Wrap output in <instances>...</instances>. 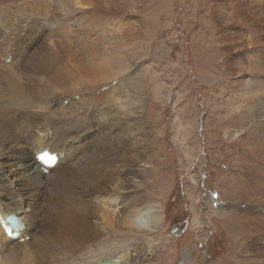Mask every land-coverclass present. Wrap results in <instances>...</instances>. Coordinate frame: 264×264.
<instances>
[{
    "label": "bare ground",
    "instance_id": "obj_1",
    "mask_svg": "<svg viewBox=\"0 0 264 264\" xmlns=\"http://www.w3.org/2000/svg\"><path fill=\"white\" fill-rule=\"evenodd\" d=\"M99 1L105 10L93 13L86 8L89 14L78 18L83 0H0V6L7 9L0 13V214L3 218L14 215L25 226L20 239L14 240L0 225V264H100L128 250L131 256L120 264H143L146 253L137 254V246L146 237L124 231L137 228L151 234L161 223L155 205L145 203L142 194H125L143 187L136 179L138 173L130 175L128 182L122 175L125 166H115L130 156H140L130 154L128 142L139 139L127 131L123 117L125 112L141 116L144 85L138 58L130 57L122 43L108 35L106 0ZM216 6L224 22L233 14V24L264 25V0H216ZM95 16L102 32L92 38L91 25L95 24L90 17ZM79 21L84 31L77 29ZM114 78L121 82L102 104L86 106L72 99L66 106L65 94L58 92ZM248 84L244 83L240 95L245 97H239L237 105L251 111L255 149L264 159V100L252 99L246 92ZM45 148L60 156L49 173L36 160ZM256 163L249 176L255 188L249 182L247 189L237 182L233 186L238 192L251 187L247 194L253 199V211L264 209V191L256 189L264 185V165ZM233 200L229 212L243 204L239 198ZM222 205L217 209H223ZM243 212L223 222L236 242L233 262L252 264L249 254L258 248L250 238L238 241L240 228L245 230L236 226L241 225L238 220L245 216ZM260 225L261 230L256 226L252 230L264 232ZM151 235L150 245L155 237Z\"/></svg>",
    "mask_w": 264,
    "mask_h": 264
},
{
    "label": "rangeland",
    "instance_id": "obj_2",
    "mask_svg": "<svg viewBox=\"0 0 264 264\" xmlns=\"http://www.w3.org/2000/svg\"><path fill=\"white\" fill-rule=\"evenodd\" d=\"M98 1L86 4L83 0L78 18L89 14L86 8L93 13L105 10ZM105 4L108 35L112 41L121 42L130 57L138 58L136 65L144 85L141 116L125 112L127 116L123 117L127 131L139 139L137 143L128 142L130 154L141 157L130 156L115 165L125 166L122 175L128 182L138 173L136 179L143 187L131 188L125 194H142L144 202L155 205L161 218L156 232H150L155 236L151 245L148 231H124L146 237L145 243L137 246V254L146 253L143 264H235L236 242L223 220L240 210L245 214L238 220L241 225L230 218L237 228L246 230L240 228L238 241L252 239L258 248V252L251 250L249 254L252 264H263L264 232L252 228L261 230L263 224L264 231V209L253 211V199L247 194L251 187L243 189L251 185L255 188L249 179L251 166L256 162L264 165V159L255 149L251 111L237 105L238 98L245 97L240 94L247 82L246 92L254 96L252 99L264 100L263 22L254 27L247 22L238 26L233 24V14L224 22L218 16L216 0H106ZM228 8L232 10L231 1ZM6 12L0 6V13ZM90 19L95 24L91 25L92 38H96L102 32L99 18ZM79 23L77 29L84 31L85 25ZM129 39L132 45L127 43ZM120 82V78H114L58 92L65 94L66 106L72 99L86 106L91 102L102 104ZM127 108L132 109L131 105ZM236 182L244 186L239 192L233 187ZM214 189L225 202L221 204L223 209L211 205L210 192ZM256 189L261 193L264 185ZM234 198L243 204L238 211L229 212L235 205ZM191 210L200 213L207 227L191 225L193 229H187ZM249 232L254 234L250 236Z\"/></svg>",
    "mask_w": 264,
    "mask_h": 264
},
{
    "label": "crops",
    "instance_id": "obj_3",
    "mask_svg": "<svg viewBox=\"0 0 264 264\" xmlns=\"http://www.w3.org/2000/svg\"><path fill=\"white\" fill-rule=\"evenodd\" d=\"M191 212H192V216H191V222H190V226L187 228L188 230L189 229H193L192 227H191V225L193 226V227H202L205 223L202 221V219H200L201 218V216H200V213H198L196 210L195 211H192L191 210ZM193 212H194V214H193ZM244 218V217H243ZM204 226H206L207 227V224H205ZM195 229H197V228H195ZM202 230V229H201ZM200 230V231H201Z\"/></svg>",
    "mask_w": 264,
    "mask_h": 264
},
{
    "label": "water",
    "instance_id": "obj_4",
    "mask_svg": "<svg viewBox=\"0 0 264 264\" xmlns=\"http://www.w3.org/2000/svg\"><path fill=\"white\" fill-rule=\"evenodd\" d=\"M130 256H131V252L130 250H128L122 253L118 258L112 259L110 261H104V262H101L100 264H120Z\"/></svg>",
    "mask_w": 264,
    "mask_h": 264
}]
</instances>
